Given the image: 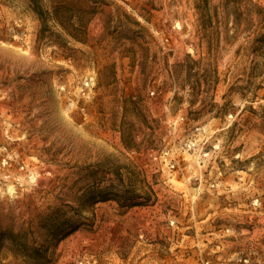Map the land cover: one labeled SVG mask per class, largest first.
<instances>
[{
	"label": "rangeland",
	"instance_id": "rangeland-1",
	"mask_svg": "<svg viewBox=\"0 0 264 264\" xmlns=\"http://www.w3.org/2000/svg\"><path fill=\"white\" fill-rule=\"evenodd\" d=\"M39 1L0 0V264H264V0Z\"/></svg>",
	"mask_w": 264,
	"mask_h": 264
},
{
	"label": "trees",
	"instance_id": "trees-1",
	"mask_svg": "<svg viewBox=\"0 0 264 264\" xmlns=\"http://www.w3.org/2000/svg\"><path fill=\"white\" fill-rule=\"evenodd\" d=\"M101 3H104V0H99ZM31 3L33 5L34 10L36 13L41 17L43 22H45V18L47 16V12L41 7L39 0H31ZM69 3L65 1H58L54 7V19L63 27L65 25V22H71L74 18V16L70 15L72 13L71 10H69ZM91 14H94L96 12L95 8L89 9L88 11ZM76 18V17H75ZM65 30V29H64ZM66 34L71 37L73 40L80 42L82 38L84 37V32L81 29H77L74 32H70L65 30ZM264 46V42H263Z\"/></svg>",
	"mask_w": 264,
	"mask_h": 264
},
{
	"label": "built area",
	"instance_id": "built-area-1",
	"mask_svg": "<svg viewBox=\"0 0 264 264\" xmlns=\"http://www.w3.org/2000/svg\"><path fill=\"white\" fill-rule=\"evenodd\" d=\"M151 95H154V93H152ZM183 120V119H182ZM185 147L187 150H194L196 148L195 143H193L192 141H188L187 143H185ZM165 161H168V166L170 167L171 170H175L176 165H175V158L170 156V153L166 152V153H162ZM204 156H208V154H204Z\"/></svg>",
	"mask_w": 264,
	"mask_h": 264
}]
</instances>
